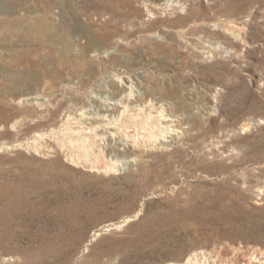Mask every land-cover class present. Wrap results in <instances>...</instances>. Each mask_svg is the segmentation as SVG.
Instances as JSON below:
<instances>
[{"label":"rangeland","instance_id":"obj_1","mask_svg":"<svg viewBox=\"0 0 264 264\" xmlns=\"http://www.w3.org/2000/svg\"><path fill=\"white\" fill-rule=\"evenodd\" d=\"M115 73L181 119L179 143L116 144L136 156L118 173L27 147L122 96ZM0 144V264L244 261L264 250V0H0Z\"/></svg>","mask_w":264,"mask_h":264},{"label":"bare ground","instance_id":"obj_2","mask_svg":"<svg viewBox=\"0 0 264 264\" xmlns=\"http://www.w3.org/2000/svg\"><path fill=\"white\" fill-rule=\"evenodd\" d=\"M169 5L171 4L167 3L163 8H149L148 12L156 14L158 9H168ZM230 31L236 40L241 38L239 33L232 29ZM225 50L229 51V48L226 47ZM114 75L115 80L122 83L125 86L124 89H127L122 96L117 97L114 91L108 92L110 100L100 101L103 111L87 112L85 106L81 105L78 113L71 114V111L65 113L56 127H52L49 131L34 133L35 135L31 136L32 139L25 142L27 147L44 152L40 150L42 146H39L38 142L44 138L52 137L59 145L66 147V157L71 164H84L91 171L102 169L107 173H118V170L134 161L136 156L122 155L118 157V154L114 153L116 144L137 147V149H164L179 143L181 141L179 134L182 132L180 127L183 124L181 119L167 112L161 103L152 99L142 102L134 98L132 80L129 79V82L126 83L120 73ZM115 83L113 84L115 85ZM29 98L40 99L42 97L35 94L25 99ZM19 122L20 119L17 118L11 123V126L17 127ZM247 126L243 125L242 130L248 129ZM14 145L16 144H0V147ZM45 150L51 151L53 148L49 146ZM140 210L141 208L135 213V216L139 214ZM131 219H133L132 216H126L120 222L112 223L106 228H120ZM93 234L92 240L100 234V231ZM165 264H264V250L257 253L253 251L246 256L244 261H240L236 254L222 257L217 252L199 249L188 254L182 261H168Z\"/></svg>","mask_w":264,"mask_h":264}]
</instances>
